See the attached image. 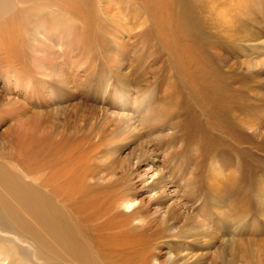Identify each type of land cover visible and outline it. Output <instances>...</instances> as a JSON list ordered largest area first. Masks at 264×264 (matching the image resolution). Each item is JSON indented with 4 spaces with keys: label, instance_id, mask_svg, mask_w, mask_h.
<instances>
[{
    "label": "rangeland",
    "instance_id": "374dc122",
    "mask_svg": "<svg viewBox=\"0 0 264 264\" xmlns=\"http://www.w3.org/2000/svg\"><path fill=\"white\" fill-rule=\"evenodd\" d=\"M141 3L103 0L94 7L99 34L91 43L88 39L66 43L64 47L71 48V53L58 56L35 52L39 63L47 59L50 66L47 69L37 64L33 68L40 74L29 73L19 79L34 87L31 95L24 91L18 94L15 81L10 83L11 92L3 89L6 84L0 74V166L13 177H23L20 172L25 166L20 164L17 148L21 139L42 145L76 143L84 163L93 171L94 178H88L91 190L107 185L126 169L133 172L134 207L142 215L130 223L117 224L111 221L114 215H130L134 209L117 207L97 222L106 225L111 221L115 227L109 233L118 235L120 243L127 234L135 233L154 240V252L162 253L155 264L165 260L166 254H172L174 264H182L192 254H196L190 259L192 264H210L215 255L223 256L222 243L231 238L236 249L232 264H264V0H173L163 4L165 10L179 13L172 14L175 24L191 23L186 27L201 41L199 49L221 79L226 104L230 106L229 101H233L232 108L240 118L239 124L230 118L221 121L228 128L225 132L210 128L208 123V138L201 147L192 141L189 131L199 132L208 116L197 111L186 96L187 85L181 82L178 66L163 50L161 44H165H159L152 34L156 22ZM36 35L45 38L38 32ZM43 46L48 47L41 44L39 50ZM51 46L49 50L61 48ZM55 66L61 74L49 77L51 81L44 79L42 73ZM124 95L128 99L138 97L129 110L124 107ZM169 97L179 104L168 102ZM162 110L168 112L163 113L166 116H174L165 128L150 132L148 123L162 117ZM122 114L130 116L119 118ZM192 122L198 124L196 128L191 127ZM53 165L50 168L58 172L62 164L58 161ZM107 169L114 171L112 176ZM33 171L32 177H27L32 184L49 177L45 172L40 175L37 167ZM65 178L66 174L58 176L57 181ZM155 181L160 182L156 189L159 198L150 197ZM223 189L229 190L231 203L247 208L246 216L235 222V233H225L214 246L201 250V243L210 241L211 236L198 235L199 213L203 205L207 208L212 204L211 194L217 196L216 190ZM229 193L223 194V201H229ZM78 196L53 195L71 217L77 216V203L84 201ZM154 202L161 207L154 208ZM230 205L216 207L219 213L225 212L226 220L232 218L228 216ZM171 225L174 232L166 230ZM19 248L23 264H34L27 244L20 243ZM207 251L206 261L194 262ZM230 255L227 252V258ZM0 261L14 264L8 257Z\"/></svg>",
    "mask_w": 264,
    "mask_h": 264
},
{
    "label": "bare ground",
    "instance_id": "6f19581e",
    "mask_svg": "<svg viewBox=\"0 0 264 264\" xmlns=\"http://www.w3.org/2000/svg\"><path fill=\"white\" fill-rule=\"evenodd\" d=\"M101 1L103 0H0V74L3 83L6 84L3 89L11 92L10 83L15 81L18 94L24 91L27 95H31L35 92L33 91L34 87L24 85L23 80L19 79L29 73L40 74L33 68L37 64L40 67L50 66L47 59L39 63L34 55L35 52H46L58 56L62 53H71V48L67 50L64 47L66 43L77 44L83 39H88L91 43L99 34L98 28H96L97 18L94 7ZM130 1H141V4L146 6L149 15L153 16L152 19L156 24L152 34L157 37L159 44H165L164 46L161 44L163 50L169 52L176 62L181 82L184 87L187 85L185 87L186 96L192 105H195L197 111L206 114L211 119L204 120L206 122L201 128L206 125L205 129L200 128L199 132L189 131L192 134V141L200 147L207 141L208 123L210 128L223 129L224 132L228 130L226 126L221 125V121L224 119L230 118L239 124L240 118L235 112L236 110L232 108L233 101H229L230 106L226 104L227 100L221 79L217 78L214 70L209 67L205 53L199 49L201 41L194 39L189 26L186 27L189 21L175 24L172 21V14L179 15V13L165 10L166 8L163 7L164 3L173 0ZM79 22L82 24L80 27H69L70 24ZM37 32L45 38L36 35ZM49 43H52L53 46L58 44L61 48L49 50L48 47L51 46ZM41 44L48 45V47L43 46L44 48L39 50ZM49 71L50 69L42 73V77L48 78V81L52 80H49V77L61 74L56 66ZM51 86L53 87V83ZM188 86L189 88H187ZM124 90L128 91V89ZM129 94L130 91L126 93V95ZM119 95L121 96V93ZM126 95L123 96L124 107L129 110L138 97L128 99L125 97ZM214 98L218 99L215 104L211 102ZM174 99L169 97L168 102L179 104V101ZM11 107H13L12 104ZM213 110L215 111L213 112ZM161 113L162 117L148 123L150 132L158 130L159 127L165 128L170 116H174V113H169L166 116L168 112L165 110H162ZM213 113L215 115L211 118ZM128 116L122 114L119 118ZM192 124L191 127L198 125L195 122ZM44 143L42 145L40 142L29 140L24 142L21 139L19 147L15 146L19 149L20 164L25 166L20 172L23 173L24 178L19 179L11 176L9 170L0 166V259L8 257L13 260L14 264H23L24 260L23 257L20 258L19 244L25 242L33 256L34 264H155L162 253L154 252L156 247H152L154 240L148 241L141 235L130 232L131 235L127 234L120 243L118 235L109 233V230H113L115 227H111V221L117 224H127L142 215V211H135L134 207L136 199L133 198L135 194L133 191L135 182L131 177L133 172L123 169L124 171L118 178H112L107 185L104 184L98 189L91 190L88 178L89 176L94 178L93 171L84 163L79 146L76 143H68L70 146H62L61 142L58 144L49 142L48 145L47 142ZM169 143L171 144V142ZM158 144L161 145V142L158 141ZM44 158H48V161ZM58 161L62 165L58 172H54L50 167H53V163L56 164ZM27 167L28 169H26ZM35 167L40 175L44 172L45 175H49V177L41 179L38 184H32L27 180V177H32ZM107 171L111 176L114 173L113 170L109 172L107 169ZM64 174H66V178L62 179L64 181L58 182L57 177L60 178ZM139 176L141 177V175ZM236 182L235 184L239 186V182ZM159 183V181H155L151 185L154 193H151L150 197H158L159 192L156 189ZM227 190H216L217 196L211 194L212 204H209L207 208V205H203L201 208L199 213L201 219L197 220L196 224L199 227L198 232H200L198 235L200 237L211 236L210 241L201 243L203 246L201 250L214 246L216 239H219L221 235L229 232L235 233V222L241 221L246 216L247 208L231 203V195ZM225 192L229 193L227 202L223 201L226 198L223 195ZM59 194H65L68 197H77L78 195L83 197L84 201L77 203L74 210L77 216L71 217L66 214L63 207L54 200L53 195L59 197ZM190 194L193 193L190 192ZM221 203L229 205L231 203L228 210L229 214L231 213L228 216H232L230 220H226L225 212L217 211L216 207L219 208ZM152 205L155 206L154 208L161 207L159 202H154ZM117 207L129 210L133 207L134 209L130 215L125 214L121 217L114 215L116 217L106 225L97 223L102 218L101 216H110ZM89 209H92V212L88 213ZM213 215L215 218L210 221L209 218ZM167 229L174 232L175 227L171 225ZM184 237L187 238V236ZM222 249L224 250L223 256L215 255V258H211L210 264H232L236 252L235 240L230 238L224 241ZM227 252L231 254L230 258H227ZM26 255L24 259L27 257ZM195 255L192 254L187 259L184 258L185 261L182 264H192L190 259ZM208 255L209 251L206 254L198 255L194 262L206 261L209 258ZM218 258L221 260L218 261ZM171 261L172 254H166L165 260L159 264H174ZM0 264H2L1 261ZM27 264L30 263L27 262Z\"/></svg>",
    "mask_w": 264,
    "mask_h": 264
}]
</instances>
